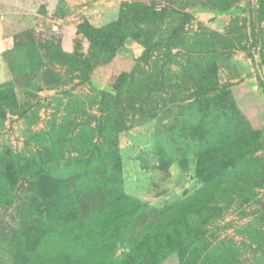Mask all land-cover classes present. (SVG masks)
<instances>
[{"label":"rangeland","instance_id":"obj_1","mask_svg":"<svg viewBox=\"0 0 264 264\" xmlns=\"http://www.w3.org/2000/svg\"><path fill=\"white\" fill-rule=\"evenodd\" d=\"M0 264H264V0H0Z\"/></svg>","mask_w":264,"mask_h":264}]
</instances>
